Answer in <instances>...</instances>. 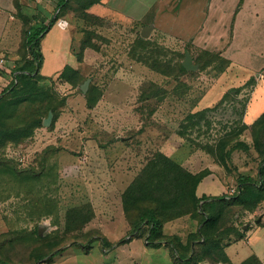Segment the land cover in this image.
Instances as JSON below:
<instances>
[{
  "label": "rangeland",
  "instance_id": "obj_1",
  "mask_svg": "<svg viewBox=\"0 0 264 264\" xmlns=\"http://www.w3.org/2000/svg\"><path fill=\"white\" fill-rule=\"evenodd\" d=\"M71 19L63 70L23 83L0 105V260L7 264H120L102 238L122 249L116 244L135 239L131 221L150 208L162 219H200V175L216 172L227 193L238 192L241 175L260 180L264 76L232 82V66L217 52L143 38L103 12ZM187 52L198 70H181ZM20 53L16 67L27 61L26 48ZM224 80L222 100L204 107ZM257 195L255 204L236 195L216 210L222 236L264 231V186ZM142 231L136 238L144 243Z\"/></svg>",
  "mask_w": 264,
  "mask_h": 264
},
{
  "label": "crops",
  "instance_id": "obj_2",
  "mask_svg": "<svg viewBox=\"0 0 264 264\" xmlns=\"http://www.w3.org/2000/svg\"><path fill=\"white\" fill-rule=\"evenodd\" d=\"M90 1L95 3L87 8ZM61 2L0 0V60H4L0 64V90L12 81L15 63L21 58L24 28L54 22L41 40L44 61L40 74L56 76L71 55L74 35L71 18L80 19L85 11L103 12L108 19H118L140 29L141 34L149 27L148 37L161 43L179 46L189 42L202 50L215 51L230 62L232 82L244 85L253 77L264 76V0H70L60 8ZM8 62L13 65H7ZM227 81L212 91L214 94L211 93L204 107L209 106L212 98L222 100L228 90ZM185 163H190V159ZM227 188L219 175L212 172L199 183L197 196H227ZM200 227L197 218L183 216L164 223L162 232L164 236L179 237L187 246L190 235ZM221 246L225 261L204 258L197 264H246L250 260L253 264H264V231L260 227L248 229L243 238L229 240L224 236ZM119 247L122 249H113L123 258L120 264L132 260H139L140 264H175L167 246L153 249L135 238Z\"/></svg>",
  "mask_w": 264,
  "mask_h": 264
},
{
  "label": "trees",
  "instance_id": "obj_3",
  "mask_svg": "<svg viewBox=\"0 0 264 264\" xmlns=\"http://www.w3.org/2000/svg\"><path fill=\"white\" fill-rule=\"evenodd\" d=\"M70 0H62L59 7L62 8L68 4ZM95 2L90 1L86 4L87 8L93 5ZM53 21L48 25H35L28 26L23 30L24 40L22 43L23 48H26L29 53V58L24 64H19L13 71V79L9 86H7L0 93V105L4 102L7 94H14V92L23 83L29 82L35 78L41 76L40 70L43 65L44 57L41 51V40L45 33L49 31L53 25ZM218 56L221 57L219 53ZM227 63L228 60L223 58ZM181 70L186 72L183 66ZM205 175H200L197 179V185L202 181ZM259 183H257L252 177L241 175L238 177V192L239 199L236 200L237 196L227 198L226 195L219 197H208L203 196L201 198L196 197V202L200 207L201 218L199 220L200 229L197 233L190 235L189 244L184 246L181 239L176 236H164L162 228L164 223L180 218L177 216L169 219L160 218L154 209H147L139 214L138 219L131 221V232L130 237L136 238L142 236V228L147 227L148 232L146 236V245L153 249L167 246L172 251V258L175 264H197L200 259L210 258L214 260L225 261L226 257L221 246V242L224 236H222L221 229L218 228L217 224L221 219V213L216 214V210L223 211L228 205L232 203L229 201L233 199L238 201L240 204L249 205L255 204L253 198H259L257 193H261V189L264 186V161L259 167ZM236 197V198H235ZM242 237L243 236H239ZM125 241H120L116 245H120ZM103 248L112 247L115 245H109V242L102 238ZM212 254L211 256L205 255ZM253 260L248 261L246 264H253ZM0 264H7L5 261L0 260Z\"/></svg>",
  "mask_w": 264,
  "mask_h": 264
},
{
  "label": "water",
  "instance_id": "obj_4",
  "mask_svg": "<svg viewBox=\"0 0 264 264\" xmlns=\"http://www.w3.org/2000/svg\"><path fill=\"white\" fill-rule=\"evenodd\" d=\"M149 32H150V28L146 27L143 30V32H142L143 38H148ZM182 66L184 67V69L186 71H196V70H198V65L193 64L192 55L189 52L186 53L185 59H184V61L182 63ZM88 85H89V81H87V82H85L83 84V86H82V91L83 92L87 91ZM52 118H53V114L50 113L48 118L44 121V125L45 126H49L51 124V122H52Z\"/></svg>",
  "mask_w": 264,
  "mask_h": 264
},
{
  "label": "built area",
  "instance_id": "obj_5",
  "mask_svg": "<svg viewBox=\"0 0 264 264\" xmlns=\"http://www.w3.org/2000/svg\"><path fill=\"white\" fill-rule=\"evenodd\" d=\"M4 63V60L3 59H1L0 60V64H3ZM13 79V78H12ZM2 92V90H0V93ZM237 194V192H236V189H232L231 191H230V193H228L227 194V196L228 197H232V196H235Z\"/></svg>",
  "mask_w": 264,
  "mask_h": 264
}]
</instances>
